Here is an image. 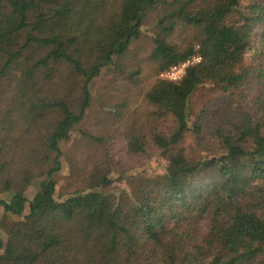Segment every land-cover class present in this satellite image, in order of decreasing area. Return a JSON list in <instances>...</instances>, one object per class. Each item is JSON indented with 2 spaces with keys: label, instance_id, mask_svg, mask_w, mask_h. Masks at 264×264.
<instances>
[{
  "label": "trees",
  "instance_id": "obj_1",
  "mask_svg": "<svg viewBox=\"0 0 264 264\" xmlns=\"http://www.w3.org/2000/svg\"><path fill=\"white\" fill-rule=\"evenodd\" d=\"M146 33L156 74L201 57L145 93L175 122L152 134L163 173L115 171L106 149L85 185L58 192L60 144L89 108L91 83L122 71ZM249 49L254 65L240 59ZM205 84L220 94L210 136L224 151L195 160L180 143L188 132L204 141L191 98ZM0 264H264V0L245 11L239 0H0Z\"/></svg>",
  "mask_w": 264,
  "mask_h": 264
},
{
  "label": "rangeland",
  "instance_id": "obj_2",
  "mask_svg": "<svg viewBox=\"0 0 264 264\" xmlns=\"http://www.w3.org/2000/svg\"><path fill=\"white\" fill-rule=\"evenodd\" d=\"M249 1L239 0L242 11H245ZM236 17L233 14L230 20ZM154 20V15L145 19V32L149 33V25ZM147 33L134 41L128 53L120 58L122 71L119 68L106 67L91 83L92 98L89 108L80 123L71 131L69 138L60 144L62 167L55 175L58 192H70L85 185L93 164L103 158L106 149L111 155L115 171L121 166L126 171L140 172L147 176L163 173L166 155L154 144L152 134L157 132L169 135L175 128V122L170 114L159 116L157 105L146 98L147 89L157 79L154 63L144 61L151 46ZM182 38L175 34L172 40L183 43ZM240 59L245 64L254 65V49H249ZM134 67H139V73L135 77L124 74ZM22 75L27 80L34 78V73L28 69L23 70ZM217 89L210 84L201 85L191 98L193 117L201 121V133L204 137L200 144L195 135L188 132L181 141L180 145L192 159L197 160L219 150L224 151L218 149L217 141L210 136L215 125L211 114L221 102ZM83 132L100 137L103 141H92ZM137 147H143V152H138ZM38 182V178L34 179L28 187L29 197L34 193ZM238 187L253 196L258 193L259 186L257 182H239ZM253 201L254 197H251L245 204L246 211L251 210Z\"/></svg>",
  "mask_w": 264,
  "mask_h": 264
},
{
  "label": "built area",
  "instance_id": "obj_3",
  "mask_svg": "<svg viewBox=\"0 0 264 264\" xmlns=\"http://www.w3.org/2000/svg\"><path fill=\"white\" fill-rule=\"evenodd\" d=\"M201 60L199 55H192L188 59L181 61L179 63L173 64L169 66L167 69L158 72V79H165L170 81H178L180 80L184 73L186 67L192 64H196Z\"/></svg>",
  "mask_w": 264,
  "mask_h": 264
}]
</instances>
